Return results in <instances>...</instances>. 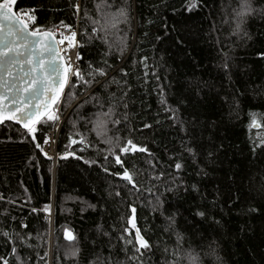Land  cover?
<instances>
[{
	"label": "trees",
	"instance_id": "16d2710c",
	"mask_svg": "<svg viewBox=\"0 0 264 264\" xmlns=\"http://www.w3.org/2000/svg\"><path fill=\"white\" fill-rule=\"evenodd\" d=\"M194 2L189 10L186 0H16V11L35 9V31L77 28L82 73L102 57L127 62L107 91L70 82L56 160L36 147L54 122L44 117L32 134L0 124V257L8 264H138L126 243L136 228L151 245L142 264H264V0ZM244 2L256 11L240 18ZM93 78L101 79L84 75ZM110 103L121 122L109 120L97 136L86 121ZM75 133L85 145L70 144ZM117 137L147 151L121 154L105 143ZM110 147L138 190L112 174L123 168Z\"/></svg>",
	"mask_w": 264,
	"mask_h": 264
},
{
	"label": "snow or ice",
	"instance_id": "6c2138e0",
	"mask_svg": "<svg viewBox=\"0 0 264 264\" xmlns=\"http://www.w3.org/2000/svg\"><path fill=\"white\" fill-rule=\"evenodd\" d=\"M16 0H0V42L6 43L8 45L7 50L4 48H0V59H4L6 62L11 65L13 62L10 57V53L15 52L17 55H20V49L17 47L16 40H22L24 46L29 45L32 43L30 41L29 36H37L39 37L38 43L41 44V53L48 54V59L46 64L40 69V72L48 73L47 76H42L39 73L32 77L31 83L33 88L31 90V101L27 103L25 106V98H13L11 103L12 107L9 109H5L4 107H0V121L3 120H10L15 121L22 125L24 129L27 130L29 134H32L36 131V125L41 120L42 117H46L47 121L55 122L59 119V116L56 111L53 110V106L57 105V102L60 100L62 93H64L65 85L72 87L73 85L70 83L69 77L75 76L76 82L80 83L83 81L85 84H97L105 91H107L109 83H115L119 86L120 82L115 79L116 72H124L123 64L127 61L122 60L120 65H112L108 63V60L102 57L100 66L96 68H92V65L89 64L87 67L91 69L87 73H82L79 66H76L73 62L72 57H68L67 62H65V57L59 55V51H66L64 49L58 50L56 47V43L53 38L52 31H46L42 34L39 31H33L31 33L28 32V23L26 21H35L36 17L34 16L32 10L28 11H20L17 12L14 9V5ZM186 8L189 10L198 6L197 2L194 0H186L185 4ZM76 7H79L76 5ZM241 11L237 13L240 18H243L245 14H250L256 10L252 9L247 2H244L240 5ZM261 14H264V7L260 10ZM123 15V12H121ZM23 17V18H22ZM61 26L68 28L70 26L64 25L61 22ZM96 28L92 29V32H96ZM77 33L75 31H71L69 35H65L64 33L60 34V39L58 41L59 44H64L67 41V48L73 49L77 48L78 41L76 39ZM107 56V53L104 54ZM119 58V57H118ZM80 53L77 51L75 52V60H80ZM59 61V62H58ZM32 63L31 60L28 61ZM111 72V75H110ZM87 74L89 76L95 77L98 75L101 79H90L84 80V75ZM126 75V74H125ZM129 87L125 82V85L120 87L119 90L122 93L120 99H123L124 95H127L126 88ZM28 87L26 86L24 91H28ZM111 98L114 100L115 93L109 94ZM97 100L99 107H103L102 103H99L98 98H94ZM33 101L35 103L33 104ZM87 103V101H85ZM160 103L163 105L165 103L163 99V95L161 94ZM79 107V105L77 106ZM124 107L127 108V103L124 104ZM114 107L112 104H109V108L107 112H98L95 114L96 119L94 121H86L87 123L93 124V130L96 131L97 136L105 135L106 134V127L109 120L113 125L119 124L121 121L118 119L112 118V113L114 112ZM166 111L169 109H165ZM126 118V116H125ZM73 127L75 125L73 124ZM147 127V125H145ZM76 136H80L79 133H75ZM35 139V137H33ZM119 137L116 140L111 138L105 139V143L114 145L118 147L119 153L127 154V153H144L147 151L146 148L140 147L135 144L131 139H128L127 142L123 145L119 144ZM70 144H85V138L80 136V139L77 140L74 137H69ZM44 143H48V137H45ZM37 148L43 152L40 144L36 145ZM190 153L192 152L191 149H186ZM108 153L115 157V164L120 165L123 168V171H117L112 173L115 176L121 177L122 180L126 181L128 184L132 185L133 189L138 190L137 182L134 180L133 173L128 170V167L125 166V162L122 161V156L117 155L112 151V148L107 149ZM72 153H68L71 155ZM45 155H47L45 153ZM51 158V157H49ZM107 159V157H105ZM150 163V162H149ZM182 167L181 163L177 162L175 164V168L179 170ZM105 172H108L107 168H104ZM163 174V173H162ZM158 178V177H157ZM119 195V193H117ZM135 212V208L132 209ZM196 215L203 216V212H198ZM169 219H172L171 217ZM128 223L135 228L134 221L130 218ZM128 231V229H125ZM7 235V233H5ZM107 235V233H105ZM65 238L68 240H72L73 237L70 232L65 230ZM179 239V237H178ZM127 244L133 245V255L128 257L129 260L137 261L138 264H142L144 251H148L151 248V245L148 240L144 238L141 234L140 229L136 228L135 230V238L134 240H127ZM144 251H141V250ZM17 249L12 248L11 253L16 254ZM75 255V252L72 253ZM47 255V253H45ZM17 259L19 257L17 256ZM0 260H3V264H8V260L6 258L0 257ZM105 264H109L106 260Z\"/></svg>",
	"mask_w": 264,
	"mask_h": 264
},
{
	"label": "water",
	"instance_id": "95a60500",
	"mask_svg": "<svg viewBox=\"0 0 264 264\" xmlns=\"http://www.w3.org/2000/svg\"><path fill=\"white\" fill-rule=\"evenodd\" d=\"M28 32L31 33L30 29ZM46 31L40 32L41 34ZM53 32V31H52ZM54 41L56 42V37L53 33ZM30 43L27 46H24L22 40H16L17 47L20 49V55H17L15 52L10 53V57L12 61H18L11 63L9 65L4 59H0V107H4L5 109H9L12 107V99L24 97L25 98V106L27 103L31 101V90L33 85L31 83L32 77L36 76L38 73L42 76H47L48 73L40 72V69L46 64L48 59V54L41 53V44L37 41L39 37L37 36H29ZM8 45L6 43L0 42V48H4L7 50ZM56 47L58 49L57 43ZM60 56H62L59 53ZM31 60L32 63L28 61ZM59 62V61H58ZM28 87V91H24L25 87ZM68 85H65L64 93H62L60 100L57 104L62 100L65 91ZM35 101H33V104ZM56 106V105H55ZM53 106V109L55 108ZM42 117L41 119H43ZM10 120L0 121V124L5 123ZM16 124H19L15 121H10ZM21 125V124H19ZM22 126V125H21Z\"/></svg>",
	"mask_w": 264,
	"mask_h": 264
},
{
	"label": "built area",
	"instance_id": "2783aa9c",
	"mask_svg": "<svg viewBox=\"0 0 264 264\" xmlns=\"http://www.w3.org/2000/svg\"><path fill=\"white\" fill-rule=\"evenodd\" d=\"M28 10H32L34 16L37 18L34 8H31V9H20L17 12L28 11ZM26 22L28 23V29H30L31 31H35L34 30V25H35L36 19H35L34 22L30 21V20L26 21ZM64 25H68L70 27L65 28V27L59 25L56 28V30L53 31V33H54V35L56 37L58 50H60V49L66 50V51H59V53L62 56L65 57V62H67L68 57H72L74 64L76 66H79L80 69H81V72H82V66H81V62H80L81 59L78 60V61L75 60V52L78 51L80 53V51H79L80 42H79V37H78V30H77L76 27H74V26H72L70 24H64ZM71 31H75L77 33L76 39L78 41V45L79 46L77 48L68 49L67 48V41H65L64 44H59L58 41L60 39V34L61 33H64L65 35H69ZM80 57H81V54H80ZM73 79H76L75 76H71L70 75V77H69L70 82ZM63 121H64V118L61 117V120L59 122L58 121L56 122V124L52 127V129L50 131H48V133H47L48 134V143H44V141H43V144H42V149H43L44 153H46L48 156L52 157L54 160H56V158L58 156V153L56 151H57L58 137H59V133H60V129H61Z\"/></svg>",
	"mask_w": 264,
	"mask_h": 264
},
{
	"label": "rangeland",
	"instance_id": "374dc122",
	"mask_svg": "<svg viewBox=\"0 0 264 264\" xmlns=\"http://www.w3.org/2000/svg\"><path fill=\"white\" fill-rule=\"evenodd\" d=\"M55 30H56V28H55ZM79 42H80V40H79ZM75 85H76V84H75ZM60 103H61V101L57 104V106L55 107V109H53L54 111L57 112V114H58V116H59V119L56 120V121L54 122V125L56 124L57 121L59 122V121L61 120V117H63V118L65 119V116H66V114H62V111L60 110ZM64 115H65V116H64ZM54 125H53V126H54ZM46 136L48 137V134H47ZM49 215L51 216L52 213L49 212Z\"/></svg>",
	"mask_w": 264,
	"mask_h": 264
},
{
	"label": "bare ground",
	"instance_id": "6f19581e",
	"mask_svg": "<svg viewBox=\"0 0 264 264\" xmlns=\"http://www.w3.org/2000/svg\"><path fill=\"white\" fill-rule=\"evenodd\" d=\"M85 144H86V143H85ZM85 144H84V145H85ZM57 148H58V144H57ZM56 152L58 153V150H57Z\"/></svg>",
	"mask_w": 264,
	"mask_h": 264
}]
</instances>
